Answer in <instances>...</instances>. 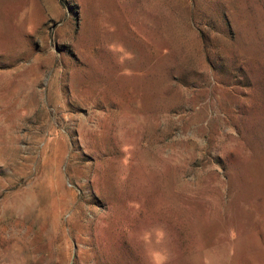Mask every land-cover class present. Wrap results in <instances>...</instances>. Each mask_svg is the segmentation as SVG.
<instances>
[{
    "label": "rangeland",
    "instance_id": "rangeland-1",
    "mask_svg": "<svg viewBox=\"0 0 264 264\" xmlns=\"http://www.w3.org/2000/svg\"><path fill=\"white\" fill-rule=\"evenodd\" d=\"M0 264H264V0H0Z\"/></svg>",
    "mask_w": 264,
    "mask_h": 264
}]
</instances>
